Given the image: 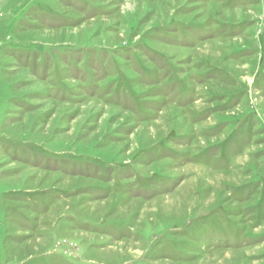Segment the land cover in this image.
I'll list each match as a JSON object with an SVG mask.
<instances>
[{"label": "rangeland", "instance_id": "374dc122", "mask_svg": "<svg viewBox=\"0 0 264 264\" xmlns=\"http://www.w3.org/2000/svg\"><path fill=\"white\" fill-rule=\"evenodd\" d=\"M0 264H264V0H0Z\"/></svg>", "mask_w": 264, "mask_h": 264}, {"label": "bare ground", "instance_id": "6f19581e", "mask_svg": "<svg viewBox=\"0 0 264 264\" xmlns=\"http://www.w3.org/2000/svg\"><path fill=\"white\" fill-rule=\"evenodd\" d=\"M120 230V229H119Z\"/></svg>", "mask_w": 264, "mask_h": 264}]
</instances>
